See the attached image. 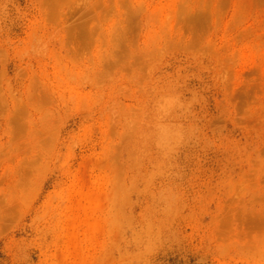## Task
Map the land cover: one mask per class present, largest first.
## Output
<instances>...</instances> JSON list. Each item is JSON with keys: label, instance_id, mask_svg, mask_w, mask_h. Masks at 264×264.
Segmentation results:
<instances>
[{"label": "rangeland", "instance_id": "obj_1", "mask_svg": "<svg viewBox=\"0 0 264 264\" xmlns=\"http://www.w3.org/2000/svg\"><path fill=\"white\" fill-rule=\"evenodd\" d=\"M0 264H264V0H0Z\"/></svg>", "mask_w": 264, "mask_h": 264}, {"label": "clouds", "instance_id": "obj_2", "mask_svg": "<svg viewBox=\"0 0 264 264\" xmlns=\"http://www.w3.org/2000/svg\"><path fill=\"white\" fill-rule=\"evenodd\" d=\"M176 103H179V98L178 97L176 98Z\"/></svg>", "mask_w": 264, "mask_h": 264}]
</instances>
